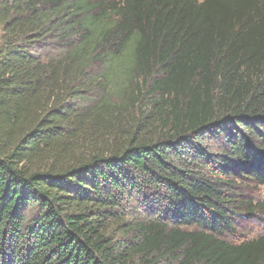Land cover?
<instances>
[{
	"label": "trees",
	"instance_id": "obj_1",
	"mask_svg": "<svg viewBox=\"0 0 264 264\" xmlns=\"http://www.w3.org/2000/svg\"><path fill=\"white\" fill-rule=\"evenodd\" d=\"M117 74L155 124L87 142ZM255 187L264 0H0V264H264Z\"/></svg>",
	"mask_w": 264,
	"mask_h": 264
},
{
	"label": "rangeland",
	"instance_id": "obj_2",
	"mask_svg": "<svg viewBox=\"0 0 264 264\" xmlns=\"http://www.w3.org/2000/svg\"><path fill=\"white\" fill-rule=\"evenodd\" d=\"M126 83V79L123 75L117 74L110 78L107 87L104 90L98 91L96 98H100L102 95L106 94L112 103L120 104V102L125 99L126 101L130 99V104L123 112H120L118 108L113 112L112 115H106L102 120L97 121L89 129L88 134L86 133L87 142L90 139L98 142L104 140H109L110 135L123 136L129 133L133 126L140 120L141 122L149 120L154 122L157 117L154 112H156V107L152 105L154 101H161L159 97H151L147 92L143 93L140 86H134L131 89H127V92L123 89ZM162 105L158 106L161 108ZM130 113H127V111ZM123 114V115H122ZM143 115L149 116V118H142ZM130 124L132 129L130 130ZM147 124V123H146ZM120 128V129H119ZM129 129V132H127ZM91 142V141H90ZM248 193V192H247ZM264 189L263 187H255L251 189L249 195L251 198H255L258 201L263 200ZM236 239H253L259 235L264 234V210H262L258 218L252 222V224L247 227L241 226L237 230ZM235 240V239H234Z\"/></svg>",
	"mask_w": 264,
	"mask_h": 264
}]
</instances>
